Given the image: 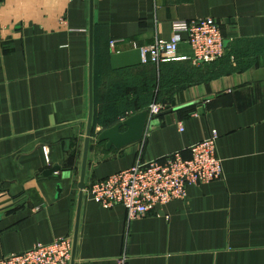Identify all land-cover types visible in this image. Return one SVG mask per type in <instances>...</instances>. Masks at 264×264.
<instances>
[{
    "label": "crops",
    "instance_id": "0c3cea01",
    "mask_svg": "<svg viewBox=\"0 0 264 264\" xmlns=\"http://www.w3.org/2000/svg\"><path fill=\"white\" fill-rule=\"evenodd\" d=\"M207 18L222 59L143 62L173 21ZM153 104L142 141H99ZM213 132L224 177L183 201L129 225L86 194ZM67 236L71 264H264V0H0V259Z\"/></svg>",
    "mask_w": 264,
    "mask_h": 264
},
{
    "label": "built area",
    "instance_id": "2783aa9c",
    "mask_svg": "<svg viewBox=\"0 0 264 264\" xmlns=\"http://www.w3.org/2000/svg\"><path fill=\"white\" fill-rule=\"evenodd\" d=\"M169 40H158L141 49L144 63H162L190 60L194 64L212 63L225 56L222 31L211 18L196 21L175 20L171 23ZM191 57H180L178 50L184 41ZM113 45V44H112ZM164 107L151 106V116L159 115ZM219 135H212L190 147L191 157L173 153L159 160L137 163L130 169L95 181L86 189L87 196L104 208L123 206L129 225L149 215L156 207L173 201L185 200L188 189L224 177L223 162L218 155ZM73 238L67 236L49 244H38L28 251L8 255L0 264H71Z\"/></svg>",
    "mask_w": 264,
    "mask_h": 264
},
{
    "label": "water",
    "instance_id": "95a60500",
    "mask_svg": "<svg viewBox=\"0 0 264 264\" xmlns=\"http://www.w3.org/2000/svg\"><path fill=\"white\" fill-rule=\"evenodd\" d=\"M161 115V114H159ZM159 115L150 118L149 111H143L128 119L119 122L112 128L104 130L100 133L98 139L107 142V148L123 149L129 145L138 143L143 140L149 122L154 121ZM126 129L125 131H122ZM59 171V167H55L48 172L54 174ZM82 184V188H83Z\"/></svg>",
    "mask_w": 264,
    "mask_h": 264
}]
</instances>
